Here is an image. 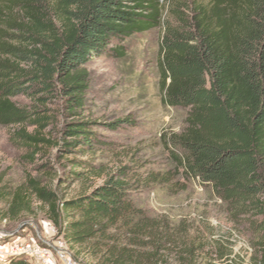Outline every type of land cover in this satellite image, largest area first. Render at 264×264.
Wrapping results in <instances>:
<instances>
[{"label": "trees", "instance_id": "trees-1", "mask_svg": "<svg viewBox=\"0 0 264 264\" xmlns=\"http://www.w3.org/2000/svg\"><path fill=\"white\" fill-rule=\"evenodd\" d=\"M158 29L163 102L187 110L171 153L187 178L212 186L235 226L255 236L250 255H235L226 240H190L183 224L148 216L126 168L62 198L64 184L107 172L95 158L106 147L93 131L98 123L78 119L87 67L124 59L127 40ZM21 97L28 107L17 104ZM56 100L71 119L60 128L48 108ZM120 123L106 127L114 132ZM0 125L15 128L25 161L40 174L29 178L30 194L87 264H264V0H0ZM77 155L90 158L54 171L55 160ZM26 199H13L12 215Z\"/></svg>", "mask_w": 264, "mask_h": 264}, {"label": "rangeland", "instance_id": "rangeland-1", "mask_svg": "<svg viewBox=\"0 0 264 264\" xmlns=\"http://www.w3.org/2000/svg\"><path fill=\"white\" fill-rule=\"evenodd\" d=\"M161 37L160 29L133 37L125 42L124 59L101 57L87 67L89 88L78 119L98 123L93 131L106 147H99L95 158L107 172L102 179L64 184L62 198L71 199L89 187L102 185L106 176L126 168L132 197L148 216L183 224L190 240H226L235 255H250L255 236L245 227L235 226L212 186L187 178L171 153V140L185 128L187 110L171 108L163 102L158 67ZM15 101L21 107L30 105L23 97ZM64 106L59 100L48 104L58 116V128L71 120L66 117ZM116 122L124 123L114 132L106 127ZM14 130L0 125V248L7 251L24 241H34L39 246L64 241L52 225L47 207L30 194L28 180L40 174L25 161L28 151L13 138ZM75 158L90 156L55 160L54 171L62 174L65 162ZM154 176L162 183L153 181ZM20 194L27 199L21 202L20 212L12 215L11 203ZM19 235L23 240H18ZM66 247L74 261L87 264L84 253L77 255L78 248ZM169 263L175 264L172 260ZM5 264H9V259ZM58 264L63 263L58 260Z\"/></svg>", "mask_w": 264, "mask_h": 264}, {"label": "built area", "instance_id": "built-area-1", "mask_svg": "<svg viewBox=\"0 0 264 264\" xmlns=\"http://www.w3.org/2000/svg\"><path fill=\"white\" fill-rule=\"evenodd\" d=\"M55 231L54 227H51ZM24 237L18 236V240H23ZM12 257H22L33 264H58V260L63 264H78L74 261L67 250L64 241H56L53 244L47 243L46 247L39 246L34 241H24L13 245L7 251L0 248V264H4Z\"/></svg>", "mask_w": 264, "mask_h": 264}]
</instances>
